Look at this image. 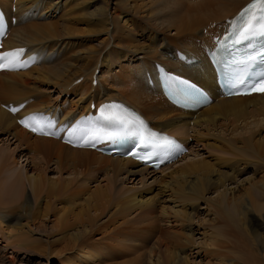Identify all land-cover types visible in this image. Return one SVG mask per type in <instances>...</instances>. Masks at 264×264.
Segmentation results:
<instances>
[{"label": "bare ground", "instance_id": "1", "mask_svg": "<svg viewBox=\"0 0 264 264\" xmlns=\"http://www.w3.org/2000/svg\"><path fill=\"white\" fill-rule=\"evenodd\" d=\"M13 1L0 0V4L10 21V30L4 39V46L8 48L27 46L28 50L36 52L37 58L36 65L26 71L0 72V134L9 131L8 137L10 138L7 139V142H10L12 139L13 143H17L16 149L12 151L10 156L9 154L7 155V149L0 147V215H3L0 217V223L3 221L4 216L6 218L18 212L28 220L26 225L20 227L18 236L14 241L15 243L7 245L8 249H12L10 255H14L17 249L26 246L22 241L24 235L29 239L32 235H36L38 228L41 227L40 222L37 220L40 217H44L48 211L45 210L43 213L38 211V200L42 196H46V198H52L54 201L73 204L87 190L82 185V181L85 178L87 179L91 175V172L93 173L95 170L104 172V181L107 182V186L111 187H115L117 181L122 177H124V181L134 183L137 177L141 176V180L136 183L142 184L141 188H143L147 177L161 173L160 178L154 180L155 182L159 181V185L162 186L161 191L167 189V191L170 190L177 196L186 197L184 193L187 190L194 193V198H189V200L195 202L197 197L202 196L204 193L203 184L200 182L199 177L211 171L209 170V166L203 163L202 160L190 159L191 161L188 160L189 162H183L189 155L197 153L195 149L198 145V140L213 136L214 133L212 134L210 130H214L213 128L217 127L218 118L227 117L229 119L231 116L233 117V122L240 121V124H234L231 121L233 124L227 125L228 129L221 128L218 131H222V136L217 132L218 135L213 137H216L218 140L220 138L221 143L227 146H237L239 144L244 148H248L250 151L247 149L242 150L244 154L246 152L248 155H256L257 157L263 155V158L261 157L259 160H264V139L260 142H254L253 140L256 132H259L264 127L262 125L264 124V94L230 98L218 97L215 92L213 70L204 54V46L208 43L207 41H209V44H213V37L210 38V35L217 30L220 31L219 35L222 34L226 30L227 19L234 16L241 8L253 0H196L188 4H175L173 3L175 1L172 0H148V20L153 23L154 28L151 33L149 32L144 46L138 44V46H134L132 42L128 41V52L131 53V56L135 53L136 59L134 65L127 66H122L124 60L118 62V57L125 55L120 52L118 54L116 49L112 50L113 54L116 53L113 58L107 57L108 49L106 51V48L110 42L103 48L101 55L99 54L102 48L98 50L85 48L84 51L83 48L78 49V43L72 41V39L74 40L75 37L79 36L78 34L84 33L77 29L75 24L84 23L85 21L82 15L76 13V4L65 10V8L56 7L58 3L55 2L56 0H53L56 4L51 0H15V4H12ZM13 9H16V11ZM49 16H51L50 20L46 21ZM13 18L16 20L15 24L11 23ZM27 19H30V21L33 19V21L28 22L26 21ZM22 21H25V24L20 26ZM128 21L130 19L127 13L114 9L106 13L104 17L92 21L95 27H97L93 32L99 33L105 27H108L106 33L107 40L112 42L119 40L120 43L123 39H127L128 35L121 37L120 34L123 30L118 23L126 25ZM171 32L172 35L170 34ZM198 39L202 41V44L199 46L197 45ZM191 40H193L192 43L190 42ZM68 43L76 46L77 50L75 52H68L65 55L62 48ZM43 44H46V46H41ZM170 46H173L174 49L171 50L173 53L168 55L170 52L168 47ZM163 49L164 53L161 51ZM176 49L189 54V57H195L196 61L187 66L183 65L174 56ZM53 52H55V60L49 66L48 61L50 57H54ZM84 53V57L79 56ZM113 54L111 53V55ZM40 55L42 59L38 60L41 57ZM99 57H101V63H98ZM85 58L94 59L95 70L99 69L101 74L102 70H104L103 73L107 76L105 78L101 75L100 80L96 79L97 84L93 86L92 82H89L94 78L93 71L91 74L88 73L90 77L89 81H87L92 87L91 91L94 92L90 96L88 95L89 98L86 97L87 90L82 95L76 92L78 88L82 89L81 83L85 80V77H83L85 68L83 69V66H81V69H77L72 66L73 63L82 62ZM145 58L149 59L148 63L143 61ZM154 61L163 63L169 70L181 73L187 76V78L196 81L212 94L214 98L213 102L197 112L182 111L172 106L156 88H150L144 82V74L147 72L152 73V63ZM113 67L120 68L117 78L110 75ZM73 68L74 72L72 71ZM36 73L38 76L33 78L34 76L32 77V75ZM88 74L86 73V75ZM78 78H80V81L75 82ZM51 79L55 80V82H50L49 80ZM42 81L49 82L52 87L58 89V95L55 99H52L51 92L39 90L40 87L38 89L35 86L36 83H43ZM122 84L126 87L125 90L119 88V85ZM106 86L111 87V89L113 86L118 88V95H109L110 90ZM94 88L98 89V91L92 90ZM121 88L124 89L122 86ZM69 94H73L74 98L73 101L69 102L68 109V105L66 104L68 100H64L60 104V99ZM42 95L45 96L42 97ZM121 97L124 100H120ZM40 98L46 99L45 101L47 102L48 100V102L44 105L37 100ZM105 100H119L137 109L151 124H154V126L152 125L154 128L171 133L184 142L188 146L189 152L170 165H165L158 170H152L130 158L113 157L89 149L72 148L62 143L59 139L34 135L19 126L16 122L17 117L20 115L40 110L54 115L58 123L68 122L71 124L79 120L82 115L88 113L89 101H93L97 107L98 104ZM23 101L26 102V106L18 114L13 115L3 108V105H8L9 103L18 104ZM155 116H158V118L156 117V119ZM161 120H165L166 122L164 123ZM160 121L161 123H159ZM191 121L192 128L190 132L192 135H189L188 129ZM12 130L15 131L13 134L11 133ZM223 133L225 136L227 133L231 134L232 136L229 138L234 139L227 141L225 138L228 137L223 136ZM190 136L194 138L195 145L188 144ZM207 144L209 145V142ZM201 146H204V144ZM21 147L23 149L29 147V154L33 152V158L30 159L29 163L33 171H35V175L27 176L26 173L10 170L11 155L16 152L18 156H24L22 155L23 152L19 150ZM220 147L221 151H218V155L223 151L222 145ZM238 152L241 151L239 150ZM214 153H216V150ZM229 153V156L230 154L232 155V153ZM221 158H218L221 160L217 162L221 167H227L233 163L231 160L226 159V157L225 159H223L224 157ZM52 160L54 168L50 169ZM24 161H28V158H25ZM93 166L95 167L93 168ZM48 170L59 173L68 170L74 172V177L53 181V179H48L45 176V172ZM167 170H171V172L166 174L165 171ZM191 175L196 177V182H185L184 185L183 181ZM230 177L229 175L222 174L220 181L226 183ZM176 179L180 181H176ZM25 185L31 190L33 204L26 197ZM224 188L215 198L209 199L208 203L220 210L221 207H224V212L218 213V217L223 223L221 229L225 228L224 237L237 240L231 246V253L237 254L240 252L247 259L253 260L258 251L264 254V202L260 203V200L264 199V178L251 183L243 190L241 189V194L232 197L230 200L228 196L234 193L236 188L229 189V185H224ZM98 189H96V192ZM129 192L130 194L141 193V190L135 188L130 189ZM16 196H18V199H15ZM150 199L145 202L148 206L154 203V197ZM133 205L134 203L126 206L122 205L115 215H127L128 210ZM7 210L9 213L6 215L2 214L3 211ZM72 210L73 207L69 210L70 214L65 217L75 221L69 223L70 221L63 220L64 222H59L57 230L62 235L60 241L67 240L68 244L72 245V248H75L78 252H83L89 243L88 237L90 231L78 234L79 236L67 233L76 223L75 217L71 214ZM221 215L225 218H234L231 223L244 224L247 228L255 229L259 233L249 235L245 227H243L242 237L241 234L227 226L226 221ZM185 220L187 221L188 218ZM34 222L37 223L34 224ZM91 223V219L89 218L88 224L90 227ZM42 243L39 239L31 240V243L28 244V252L33 253L36 249L38 251L42 250ZM157 243L158 246H162L165 241L158 239ZM47 245H49V242ZM223 247V244L218 245L217 249L211 250L212 254H210L216 256V260H219L221 263L224 262L220 254L222 253L220 249ZM139 263L140 260L138 258L132 264Z\"/></svg>", "mask_w": 264, "mask_h": 264}, {"label": "rangeland", "instance_id": "2", "mask_svg": "<svg viewBox=\"0 0 264 264\" xmlns=\"http://www.w3.org/2000/svg\"><path fill=\"white\" fill-rule=\"evenodd\" d=\"M172 1H175L173 2L175 4H188L193 3L196 0ZM55 2H58L57 6L55 5L56 7L65 8V10L73 4H76V13L78 15H82L84 18V23L75 24L77 29L84 34H78L79 36H77V38L75 37L74 40L72 39V41L78 43V49L83 48L84 51L85 48H94L96 50L102 48L101 53L99 54L101 55L103 48H105L107 43L110 42L109 46L106 48V51L108 49L107 57L109 56L110 58H113L116 54L115 52V54H113V49H116L118 54L119 52L121 54L124 53L125 56L118 57V62L124 60L122 66L134 65L135 63V53L131 56V53H129L127 49L129 48V42H132V45L134 46H144L147 41V36H149V32L151 33L154 28L153 23L148 20V0H56ZM55 2L53 1L54 4H56ZM12 3L15 4V0ZM114 9L127 13L128 18L130 19L126 25L118 23L123 30L121 31L123 34H120L121 37L128 35V38L123 39L120 43L119 40H115L114 42L107 40L106 33L108 31V27H105L99 33L93 32L97 29V27H95L92 21H94V19L104 17L106 13H109ZM13 10L16 11V9ZM50 18L51 16L45 20L49 21ZM26 21L31 22L33 19H31V21L30 19H27ZM24 24L25 21H22L20 26H23ZM170 34L172 35V32ZM192 41L193 40L190 42L192 43ZM201 42L202 41L198 39L197 45H201ZM207 42L209 43V41ZM41 46L45 47L46 44ZM77 47L72 43H68L64 46V48H62V51L66 55L68 52H75ZM168 48L170 50L168 55H171L173 53L171 50H173L174 47L170 46ZM161 51L163 52L164 49ZM54 53L55 52H53V54ZM111 53L113 55H111ZM84 55L85 53L79 56L84 57ZM99 59L98 63H101V57H99ZM54 60L55 54L54 57L49 58V66L54 63ZM143 61L148 63L149 59L145 58ZM82 62H75L72 65L77 69H81V66H83V69L85 68L83 74L85 80L83 81L84 83H81L82 89L80 90L78 88L76 92L82 95L84 91L87 90L88 92L86 97L89 98V96L94 93L91 91L92 87L89 85V82H92L91 80L89 81L92 71L94 77L93 79H99L101 75L105 78L107 76L104 75V70H102V74L99 72V69L95 70L94 59L90 60L85 58ZM118 70L120 71L119 67H113L110 75L117 78L119 73ZM72 71H75L74 68ZM86 73L90 74L86 75ZM37 76V73L32 75L33 78ZM49 81L55 82L53 79ZM35 86L38 87V89L40 87L39 90L51 92L52 99H55L58 95V89H56V87H52L49 82H43L40 84L36 83ZM121 86L124 87V89H122ZM106 88L110 90L109 95H118V88H115V86H113L112 89L108 86H106ZM119 88L121 90L126 89L123 84L119 85ZM120 89L119 91H121ZM92 90L98 91L96 88ZM44 96L45 95H42V97ZM63 97L60 99V104H62L64 100H68V103L66 104L69 109V102L73 101L74 95L69 94ZM37 100L42 102L44 105L48 102V100L46 102V99L42 98ZM120 100L124 99L121 97ZM88 103L91 104L93 101H89ZM156 117L158 118V116H155V118ZM232 119L233 117L231 116L229 119H227V117L218 118L217 127L213 128L214 130H210V132L212 134L214 133L213 136H217V132L221 130V128H229V124L233 122ZM192 120H194V118H192ZM161 121L164 123L166 122L165 120ZM161 121L159 123H161ZM233 123L240 124V121H235ZM152 125L154 126L153 123ZM191 128L192 121L188 129L189 135H192L190 132ZM14 132L15 131L13 130L11 131L12 134ZM218 133L222 136V131ZM8 135L9 131H6L4 134H0V147L7 149V155L9 154L10 156L12 151L16 149L17 143H13L12 139L10 142H7V139L10 138ZM223 136H225L224 133ZM230 136L232 135L227 133L225 137L228 138L225 139L227 141L234 139L229 138ZM212 137H204L203 140H198V145L195 149L197 150V153H193L189 156L187 155L188 157L185 156L187 157L185 161L183 160V163L194 159L202 160L203 163L209 166V170L211 171L210 173H204L203 176L199 177L200 182L203 184L204 193L202 196H198L195 202L189 200V198H194V193L187 190L184 193L186 194V197L177 196L176 194H173L172 191H167V189L161 191L162 186L159 185V181H154L156 178H160L159 176L161 173L147 177L143 188H141L142 184L136 183L141 180V176H138L134 183L124 181V177H122L117 181L115 187H111L106 185L107 182L104 181L105 174L103 171L95 170L93 173L90 171L91 175L82 181V185H84L87 189L86 192L78 197L73 204L63 201H54L52 198H46V196H42L38 200V211L43 213L47 210L48 212L44 217H40L39 220H37L40 222L41 226L38 228L37 234L32 235L29 239L26 238V235H24L22 237V241L26 246L17 249L14 255H10L12 249H8L7 245L15 241L20 227L22 225H26L28 220L25 219L20 212L11 214L6 218L5 216L3 217L4 219L0 223V264H132L133 261L138 258L140 260L139 264H264V254L259 251L253 260L247 259L246 256L240 252L237 254L231 253V246L234 245L237 240L230 237H224L225 228L221 229L223 227V223L218 217V213L221 214L224 212V207H221L220 210L217 207H212L208 203L209 199L215 198V196L225 189L224 185H229V189L236 188L234 193H231V195L228 196L230 200L232 197L240 195L241 189L243 190L251 183L264 178V163H262L264 160H259V158H263V155H261V157H257L256 155H248L246 152L244 154L242 151L243 149H247L248 151L250 150L239 144H237V146H227L221 143L222 141L220 138L219 141L216 137ZM193 139L194 138H191L190 136L188 144L195 145V141H193ZM262 139H264V127L261 128L259 132H256L253 138L254 142H260ZM208 142L209 145L211 143L210 146L207 144ZM202 144H204V146H201ZM221 145L223 147V151L225 152L222 154V151L218 155V151H221ZM22 149L23 147L19 148V150L23 152L22 155L24 156H18L16 152L11 155L10 170L26 173L27 176L35 175V171H33L29 163L30 159L33 158V152L29 154V147L24 148L23 150ZM211 149L214 151L216 150V153H214ZM236 149L241 152H238ZM226 151L228 153H232V155L230 153L229 154L234 157H230ZM236 155L241 156L239 157ZM221 157H224L223 159L226 157V159L231 160L233 163L227 167H221L217 164V162L222 159ZM25 158H28V161H24ZM53 160L55 161V159ZM53 160L50 165V169L54 168ZM94 167L95 166H93V168ZM170 172L171 170L165 171L166 174H169ZM222 174L231 176L227 179L226 183L220 181ZM45 176L48 179H53V181H58V179H68L74 177V172L65 170L62 173H59L48 170L45 172ZM178 180L176 179V181ZM183 182L184 185L185 182H196V177L191 175ZM135 188L140 189L141 193L136 192L130 194L129 190ZM25 189L26 197H28V199H30V203L33 204L31 190L26 185L24 186V190ZM96 189H98L97 192ZM153 197L154 200H152L154 203L152 202V205L148 206L145 204L146 201ZM15 199H18V196H16ZM46 201L51 203L48 204ZM262 202H264V199L260 200V203ZM133 203L134 205L130 207L127 215H115L122 205L126 206ZM72 207L73 210L71 211V214L75 217L76 223L75 226H73V228L67 233L78 235L90 231V235L88 237L89 243L83 252L76 251L75 248L71 247L72 245L68 244L67 240L60 241L62 235H60V231L57 230L59 222H64L63 220L68 222L70 221L69 223L75 221L65 217L70 214L69 210ZM7 213H9L8 210L2 212L4 215ZM2 216L3 215H0V217ZM89 218L92 222L91 227L88 224ZM186 218H188L187 221L185 220ZM223 219L226 221L229 228L241 234L242 237L243 227H245L249 235L259 233V231H256L255 229L247 228L244 224L231 223L234 218L223 217ZM35 223L37 222H34V224ZM34 239H39L43 242L42 250L39 249L40 251H38L36 249L35 252L31 253L28 252V244H30L31 240ZM158 239L164 240V245L158 246ZM48 242L49 245H47ZM221 244L224 246L220 249L222 252L220 254L224 261L223 263L216 260V256L210 255L212 254L211 250L217 249V246Z\"/></svg>", "mask_w": 264, "mask_h": 264}, {"label": "snow or ice", "instance_id": "3", "mask_svg": "<svg viewBox=\"0 0 264 264\" xmlns=\"http://www.w3.org/2000/svg\"><path fill=\"white\" fill-rule=\"evenodd\" d=\"M262 3H264V0H261ZM251 29H246L245 32L247 33ZM20 54V51L12 52V53H6V54H0V68L5 67H14L18 63V56ZM7 62V63H6ZM261 87L258 89L259 91H264V80L260 81ZM255 87V85H253ZM29 121L31 123H29ZM20 123L26 127L29 128L33 132H39L43 135H48L49 133L45 130V125L43 123V118L38 115H33L29 118H26V120L20 121ZM115 137H109V139H114ZM141 146L142 147H148L150 145H154L163 149H171L174 147V142L170 140L167 137H161L159 142L155 140V138L145 140L143 134H141ZM99 139L98 135H92L91 139L85 140V143H91L92 141ZM133 155H136L133 153Z\"/></svg>", "mask_w": 264, "mask_h": 264}, {"label": "flooded vegetation", "instance_id": "4", "mask_svg": "<svg viewBox=\"0 0 264 264\" xmlns=\"http://www.w3.org/2000/svg\"><path fill=\"white\" fill-rule=\"evenodd\" d=\"M13 4V3H12Z\"/></svg>", "mask_w": 264, "mask_h": 264}]
</instances>
